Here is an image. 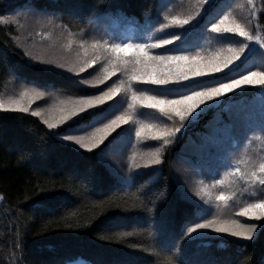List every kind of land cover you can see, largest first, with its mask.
Instances as JSON below:
<instances>
[{"label":"trees","instance_id":"1","mask_svg":"<svg viewBox=\"0 0 264 264\" xmlns=\"http://www.w3.org/2000/svg\"><path fill=\"white\" fill-rule=\"evenodd\" d=\"M184 1L0 0V16L15 17L9 23H0V100H4L8 82L20 85L21 82H32L56 92L63 91L66 96H95L127 79L122 71L121 74L115 73L119 76L116 80L84 84L81 83L80 72L67 75L26 55L28 51L20 49V45L31 43V37L38 29L49 28L48 20L54 22L56 19L71 33H83L92 29L99 19L106 20L110 24L112 38L123 39L128 33L141 38L147 32L146 26L157 28L163 24L160 18L165 15V6L172 2L184 4ZM216 3L215 11L219 15L212 22L218 21L228 11L229 0H216ZM232 5L233 12L228 16L241 22L246 14L243 8L238 7L240 0H233ZM258 7L260 10L250 30L255 29L264 38V2ZM29 14L46 19L41 22L44 26L30 22ZM37 25L42 27L38 26L34 31ZM174 31L182 34L179 29ZM183 34L184 40L180 45L162 47L175 48L189 55H209L229 46L237 47L243 39L238 36L220 38L211 32L210 26H193ZM151 52L165 54L158 49H151ZM31 53L33 56L41 55L35 49ZM245 69L255 71L264 70V67L259 61L256 67H252V61L245 60L237 68L223 70V75L197 78V83L211 86L215 82H226L225 77L246 75ZM136 87L150 95L184 91L182 87L160 89L149 81L138 82ZM243 91L244 96L227 93L226 98L210 103L197 122L186 131L182 128L183 135L177 133L169 138L171 143L164 145L160 152L161 165L134 173L128 183L115 180L104 166L95 164L85 150L58 143L56 133L61 127L48 129L40 117L32 113L0 109V197H3L0 199V264H260L264 258V229L260 228L264 218L256 219V215L261 209H249L256 215L244 216L242 209L247 204L235 199L227 202L215 199L219 191L231 196L239 191L236 180L224 176L225 167L218 168L219 175L210 173V169L217 170L218 163H226V153L233 143L234 133L230 137L222 134L217 138V148L211 159L197 146L214 118L222 116L227 121L229 107L239 114L241 121L248 115L259 114L264 88L247 86ZM247 93H254V96ZM52 94L55 95L54 92ZM117 94L123 98L122 111H125L129 95L125 91ZM243 100L253 102L248 105L239 103ZM98 107L103 108L104 105ZM167 120L159 128L180 124L174 114L167 115ZM150 141L155 149L163 143L162 139L152 137ZM158 167L160 173L156 175ZM87 168H94L93 175L85 173ZM219 179H225L226 183L216 185L215 181ZM181 187L197 207L207 213L203 219L256 224L254 239L247 242L229 234L206 231L181 248V240L175 239V235L188 207L177 198V189ZM200 189H206L208 195L204 198L196 196ZM261 197L264 198V193ZM161 198H167L174 209L173 235L161 234L154 220L156 205ZM257 201L258 198L248 200V204ZM77 223L81 227L63 226ZM122 232L132 235L115 239ZM105 236L112 238L103 239Z\"/></svg>","mask_w":264,"mask_h":264},{"label":"snow or ice","instance_id":"2","mask_svg":"<svg viewBox=\"0 0 264 264\" xmlns=\"http://www.w3.org/2000/svg\"><path fill=\"white\" fill-rule=\"evenodd\" d=\"M247 4L251 5L249 8V18L247 23H241L236 18L230 19L228 15L220 16L216 22V16L219 15L215 11L217 7L216 0H194L191 5V10L186 18L180 19L177 16H166L169 24H161L160 30L162 33L171 34L172 31L179 29L181 35H171L170 39H161L155 42L148 43H132L120 42L110 43L109 41H94L90 45L92 58L87 56L88 49H85V55H77L74 62H60L58 60L44 61L40 55L33 56L31 52L26 55L31 56L34 60L53 64L60 69H67L72 73L84 72L90 63H94V58L100 56L108 57V65L104 69L102 78L97 77L94 81L100 84L108 80L109 76L116 72H124L127 76L126 81L120 80L118 84L108 88L107 91L100 92L99 95H81L77 98H68L61 100L60 115L55 120L46 119L41 115V110L32 113L34 116H39L48 129H54L57 125H64L66 121H72L78 124L77 131H82L84 128L92 127L94 124L111 115V111H105L109 105L107 101H111L117 93L125 91L130 93L128 108L124 113L115 116L114 119L108 120L107 123L94 129L93 132L87 136L78 135H63L58 139V143L65 147L83 149L90 154L95 161L105 167L109 171L108 162L104 159V152L117 146L126 135L123 128L120 129L115 136L109 137V134L124 125L129 121L136 124L135 136L140 138L147 133L153 139H162L163 143L160 148L148 154L143 160V168L149 166L161 165V157L159 153L163 150L164 145L171 143L170 137L176 136L177 133L183 135L182 128L186 131L187 127L197 122L201 115L208 110V105L217 100L226 98L227 93H233L234 96H244V87L259 86L264 88V70L257 69L255 71H247L246 75H239L238 78L225 77L226 82H215L211 86H205L197 83V78L213 76L215 74L223 75V70L230 68H237L245 60L252 61V67H256L257 61L264 67V38L259 35H253L247 25H250L256 15L255 0H247ZM231 7V6H230ZM264 14V13H262ZM10 20H15V17L9 18L0 16V23H9ZM51 22V21H49ZM187 26V28H185ZM193 26L208 28L213 33L218 34L220 38H243L238 43L237 47L229 46L226 49H220L209 55H189L175 48L162 47L167 45H180L184 40V32L191 30ZM71 43V41H69ZM83 44V42H81ZM150 49H158L164 52L163 55L153 54ZM131 52L129 56L128 53ZM149 81L152 85L160 89H170L174 87H182L184 91H165L160 94L150 95L146 91H136L133 88L132 82ZM84 84H91L93 81L85 80ZM236 90H240L236 92ZM35 96H43L44 92H33ZM27 90L21 92L20 99L9 100L7 107L19 109L27 113L29 109L22 106L21 101L25 96H28ZM249 96H254V93H247ZM253 101L243 100L239 103L248 105ZM104 105L103 108L98 106ZM6 102L0 100V109H5ZM141 107L138 113L137 108ZM217 107H219L217 105ZM143 109L159 110L164 115L174 114L179 119L180 124L174 127L165 126L158 128L151 123H145L140 117L143 115ZM91 110V111H89ZM228 119L216 117L207 126L205 133L201 135L199 145L201 151L208 154L211 159L215 155L217 148V138L220 135L231 136L232 132L237 127L238 123H243L238 113L233 111L231 107L227 109ZM83 114V115H80ZM171 118V116H169ZM248 131H254L255 127H259L261 132H264V98L260 102V117L258 123L249 121ZM108 142L104 144L105 139ZM253 139H260L254 137ZM252 141L250 140L249 143ZM104 144L103 148L99 146ZM95 150V151H93ZM135 155V154H134ZM240 164H244V170L241 171ZM131 169L141 168L140 164L130 163ZM225 167L228 169L224 176L233 177V179H243L249 183L259 182L264 185V155L258 157L257 160H235L232 159L230 163H218L217 170L210 169V173L219 175L218 168ZM87 175H93L94 168L85 169ZM226 183L225 179L215 181L216 185H223ZM196 196L204 198L208 195L206 189L196 191ZM163 197V194H162ZM177 198L183 200L188 207L185 210L184 221L180 226L178 234L175 239L181 240V248L183 244L191 243L194 239L199 238L201 232L214 231L216 233L229 234L232 237L242 238L244 241L251 242L254 239V232L257 231L256 224H241L236 220H220L217 218L203 219L207 215L203 209L198 208L196 203L191 200L186 190L183 188L177 189ZM229 196L224 191H219L215 196L217 201L227 202ZM3 199V197H0ZM119 207V205H116ZM259 208L261 212L256 215L249 212V209ZM151 212L152 209H149ZM174 209L169 204L167 198H161L160 203L156 205V212L154 220L158 226V231L161 234L173 235L175 229L173 227ZM242 215H256V219L264 218V200H259L255 203H249L242 209ZM199 220L200 222H195ZM52 221H49L51 224ZM191 225V226H188ZM66 228L81 227L77 224H64ZM260 228L264 229V219H261ZM186 229V230H185ZM130 232H122L115 236L119 240L125 236H131ZM112 237L105 236L103 239H111ZM19 245H17L18 247ZM175 247V244L173 245ZM133 247H137L133 245ZM260 264H264V258L261 259Z\"/></svg>","mask_w":264,"mask_h":264},{"label":"rangeland","instance_id":"3","mask_svg":"<svg viewBox=\"0 0 264 264\" xmlns=\"http://www.w3.org/2000/svg\"><path fill=\"white\" fill-rule=\"evenodd\" d=\"M173 1V0H172ZM185 3L178 4L173 3V7L165 6L164 7V16L161 19V22H164L166 25L169 24V20L165 19L166 16H177L180 19L186 18L187 14L191 10V5L194 3L193 0H185ZM233 0H229L227 12L224 15H228L233 12L234 6L232 5ZM240 9H244L245 14L249 13L248 7L246 3L242 0L240 1ZM171 5V4H170ZM231 6V7H230ZM232 10V11H231ZM33 14V13H32ZM29 14L28 19L30 22L32 21L34 24H41V22L45 21L44 18H34L33 15ZM245 15V16H246ZM231 16V15H230ZM231 18V17H229ZM102 19V18H101ZM46 22L49 25V28L46 29H38L37 25L34 29V35L31 37V43L26 44L23 42L20 45V49L25 51L31 52L32 49H35L37 53L41 54L40 56L43 57L44 61L49 60H58L60 62H74L77 58V55L80 56L85 55V49H88L87 56L92 58V53L90 49V45L94 41H109L110 43H120V42H129L131 40L120 39L117 40L116 38H112L110 36L111 31L109 30L110 24L106 20H98L95 26L87 31V35L85 33L75 34L69 32L62 24H58L57 20L54 19V22ZM44 26V25H43ZM55 26V27H54ZM42 27V26H41ZM50 30V31H49ZM55 30V33L52 31ZM178 35L177 32L172 31L171 34L162 33L159 29L154 32V36L159 37L161 39H170L171 35ZM25 37V36H24ZM147 42H152L151 38L146 39ZM71 41V43H69ZM157 41V40H155ZM154 41V42H155ZM83 42V44H81ZM132 43H139L140 40H132ZM143 43V42H142ZM131 55V52L128 53ZM95 62L90 63V65L85 68L84 72H80L82 74V82L87 80L88 81H95L97 77L102 78L104 75V69L108 65V57L100 56L98 58H94ZM46 66L50 68H54L57 71L72 75L70 71L67 69H60L53 64L46 63ZM90 68L89 71L87 69ZM119 73V72H118ZM121 74V72H120ZM119 76L112 74L109 76L108 79L116 80ZM75 80L79 81V78H75ZM133 88L134 90L138 91L136 85L138 82L133 81ZM27 90L29 95L25 96L21 101L22 106L27 107L29 109L28 113H33L37 110H41V115L44 116L46 119L55 120L60 115V108L63 105L60 104L61 100H67L68 98H77L79 96H66L61 92H56L53 89L48 87H42V85L38 84V86L32 82H21L20 84H15L8 82L5 86L6 95H4V101L6 102V107L8 109L19 110L15 108L7 107V102L11 100L20 99L21 92ZM44 92L45 95L43 96H35L33 92ZM52 92L55 93L52 94ZM130 96V93H127ZM92 95V94H90ZM122 101L123 98L121 95H116L108 104L109 107L105 111H111V115L107 116L106 119L100 121L98 124L92 125V127L84 128L82 131H77L78 124L74 123L70 124L71 121H66L64 125H57L61 127L59 132L56 133L57 137L63 135H78V136H87L91 132L94 131L95 128L100 127L102 124L107 123L108 120L114 119L115 116L124 113L122 111ZM128 108V107H127ZM90 111V110H89ZM141 111V107L137 108V112ZM257 115H248L247 117L242 118V122L234 131H233V143L229 145L227 153H226V162L230 163L232 159L235 160H257L259 156L264 155V132H261L259 127H255L254 131H248L247 128L249 127V121L258 123L260 117V111ZM145 123H151L156 127H160L162 123L168 122L167 115L160 113L159 110L153 109H143V115L140 117ZM41 119V118H40ZM42 120V119H41ZM73 118L72 121H74ZM43 121V120H42ZM44 122V121H43ZM56 126V127H57ZM123 128L126 133L130 132V135H126L125 138L115 147L111 148L110 150H106L104 152V159L108 162V167L110 176H112L115 180L128 183L131 179V176L136 173L140 172L143 168V160L146 156L156 149L153 146L152 142L150 141L151 136L147 133L143 134L140 138L135 136V128L136 124L132 121L124 125H120L118 128L114 129L112 133L109 134V137L115 136L116 133ZM254 137H260V139H253ZM106 137L104 144L108 142ZM252 141L249 143V141ZM99 146L100 148L104 147ZM75 148H79V146H75ZM135 154V155H134ZM160 155V153H159ZM161 157V155H160ZM130 163H137L141 165V168L138 169H131L129 167ZM157 166V165H156ZM241 171L244 170V164L239 165ZM155 167V166H149ZM227 169V168H226ZM228 171V169H227ZM160 173V167H158L156 171V175ZM231 178V177H229ZM236 185H238V194L231 196L228 195V199H235L236 201H240L241 203L248 204V200L252 201L253 199L258 198L259 200H264L261 197V193H264V185H261L258 181L255 183H249L244 181L243 179H235ZM254 191V193H253ZM245 222V221H244ZM246 223V222H245ZM230 236V235H229ZM240 239V238H239Z\"/></svg>","mask_w":264,"mask_h":264},{"label":"clouds","instance_id":"4","mask_svg":"<svg viewBox=\"0 0 264 264\" xmlns=\"http://www.w3.org/2000/svg\"><path fill=\"white\" fill-rule=\"evenodd\" d=\"M125 81H126V79H125Z\"/></svg>","mask_w":264,"mask_h":264}]
</instances>
